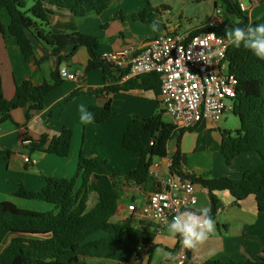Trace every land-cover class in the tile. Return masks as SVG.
<instances>
[{"label":"crops","instance_id":"1","mask_svg":"<svg viewBox=\"0 0 264 264\" xmlns=\"http://www.w3.org/2000/svg\"><path fill=\"white\" fill-rule=\"evenodd\" d=\"M119 1L114 0L102 15L91 16L78 23L69 14L57 12L51 28L60 32L62 24L76 23L81 33L99 38L100 41L94 46V50L101 56L103 53L121 49L128 42L141 45L166 33L191 34L203 28L216 8L223 4L220 0H179L177 3L184 6L183 10L189 2L199 7L205 4L213 6L206 20L200 25H194L192 22L186 23L182 16L168 19L167 15L174 11L167 4V0H149L152 11L159 13L158 17L153 13L155 17L152 22L133 18L144 11V6L142 5V9L140 3L131 8L125 6L128 0H124L123 4ZM248 2L249 11L245 15L258 24L264 23V0ZM154 21L158 24L157 30L145 26L152 25ZM224 21L229 25L240 22L234 15H228L226 12ZM9 23L7 14L1 11L0 26L3 24L6 29ZM140 23L145 24V27L139 26ZM221 35L227 40L225 31ZM30 38L35 55L27 62L16 40L7 31L3 33L0 27V70L4 97L8 101L14 99L17 85L29 81L35 86H40L44 82H50L51 74L57 69L67 68L70 73H78L79 77L77 80L62 78L61 86L45 97L44 109L33 112L30 121L26 120L27 108H18L11 112L12 120L0 124V203L8 201L25 210L59 213L60 206L20 199L15 193L20 184L30 191H40L46 185V178L71 179L77 172L79 156L83 153L86 158L107 163L112 174L116 176L119 203L110 222L113 226L124 227L120 232L110 227L93 235L90 241L99 242L100 245L94 249V256L87 260V264H184L186 260H182L178 253L181 244L178 236L173 238L167 228L160 230L155 223L137 214L128 213L129 205L136 204L141 207L146 203L149 194L157 189L159 179L173 175L171 164L177 151V140L171 141L174 142L172 148L171 142L169 143L167 157L152 160L150 172L157 173L158 178L153 177L150 184L143 186L124 180L139 164V155L123 146L126 129L133 117L150 118L163 110L160 99L152 91L142 89L120 90L97 97L93 95L96 90L106 85H123L128 79L122 78L106 84L102 70L86 73L90 60L86 47H80L76 51L67 48L61 53L66 59L60 64L59 58L52 55L51 49L44 42L31 35ZM120 73L117 71L114 78L118 79ZM81 104L86 105L88 109L92 105L104 107L109 104L112 116L103 124H82L79 118ZM227 120L225 116L217 123L204 121L197 128L182 134V174L204 179L237 180L246 170L261 165L259 156L254 153L240 156L230 166L226 164L221 153V143L224 131H228L225 128ZM163 121L171 123L172 119L164 112ZM64 129H72L74 132L69 157L32 152L28 148L29 145L38 143L42 136L51 141L60 136ZM25 157L30 159L29 163L25 162ZM81 186L82 178H79L77 187ZM196 190V208H212L208 192L201 185H197ZM216 196L219 200L218 210L212 217L215 220V231L198 248L188 249L191 254L190 263L204 264L213 260L257 261L264 252V212L255 196L251 195L242 201H236L227 191L218 192ZM97 204V194L90 192L84 204V214L91 212ZM11 238L7 239L1 250ZM141 246L144 250L139 251ZM156 248L172 253V257L165 259L155 252Z\"/></svg>","mask_w":264,"mask_h":264},{"label":"trees","instance_id":"2","mask_svg":"<svg viewBox=\"0 0 264 264\" xmlns=\"http://www.w3.org/2000/svg\"><path fill=\"white\" fill-rule=\"evenodd\" d=\"M113 1L32 0L30 5L29 0H0V12L4 11L10 21L6 29L3 24L0 27L3 33L7 31L16 40L27 62L35 55L30 35L44 42L51 49L52 55L59 58L60 64L66 59L61 53L67 48L76 51L80 47H86L90 56L86 73L102 70L105 83H112L121 80L125 73H120L118 79L114 78L117 71L94 50V46L100 41L97 36L81 33L76 23L62 24L60 32H55L51 27L57 12L69 14L78 23L88 17L102 15ZM220 1L226 14L236 16L240 22L229 25L224 21L214 29L218 34L225 31L226 27L231 28L237 24L245 28L258 24L240 10L238 0ZM133 18L152 22L154 15L142 11ZM205 31L208 29H198L191 36ZM227 58L229 69L237 82L233 114L239 119L240 126L235 131H224L221 153L229 166L240 156L250 153L259 156L261 165L246 170L237 180L191 177L195 184L201 185L208 192L212 202V217L218 210L216 193L223 191L229 192L236 201L255 196L264 212V60L258 59L243 46L235 48L232 45L228 48ZM59 71L60 69L55 70L51 74V81L40 86L29 81L17 85L14 99L8 101L4 97L0 70V124L12 120L11 112L18 108H27V121L31 120L33 112L43 110L47 94L63 83ZM134 89L152 91L159 98V76L148 74L130 79L123 85H106L93 95L99 97L104 93ZM88 110L94 114L93 122L97 124L106 123L112 116L109 104L104 107L92 105ZM163 114L164 110H161L150 118L135 116L129 123L123 146L139 155V164L124 177L126 182L140 186L150 184L153 179L150 174L152 160L167 157L168 145L175 138L177 151L172 158L171 173L183 175L180 171V140L182 134L190 130L174 132V126L163 121ZM73 135L72 129H64L60 136L51 141L42 136L38 143L31 144L28 148L32 152H46L67 158L71 152ZM151 141L153 145H150ZM115 177L107 163L86 158L81 153L77 172L71 179L46 178V185L40 191H30L20 184L15 193L17 198L57 205L60 206V212H37L19 208L8 201L0 203V264H87V260L94 256V249L100 245L99 242L90 241L93 235L110 227L118 232L124 228L120 225L113 226L110 222L119 203V188ZM79 178H82L80 188L77 187ZM90 192L97 194L98 204L91 212L84 214V204ZM9 237L12 238L1 250ZM190 261L191 254L188 251L184 264H191ZM204 264H264V252L257 261L213 260Z\"/></svg>","mask_w":264,"mask_h":264},{"label":"built area","instance_id":"3","mask_svg":"<svg viewBox=\"0 0 264 264\" xmlns=\"http://www.w3.org/2000/svg\"><path fill=\"white\" fill-rule=\"evenodd\" d=\"M237 2L240 10L247 14L249 9L244 2ZM224 14L222 4L203 27L208 31L201 34L166 33L147 44L128 42L117 51L103 53L101 59L116 71L124 72V79L157 74L161 81L160 104L171 117L169 124L174 126V132L195 129L204 121L217 123L226 114L234 113L237 95L236 78L229 69L227 58L230 44L214 31L223 24ZM59 73L67 80L79 77L67 68L60 69ZM25 162L29 163L30 159L25 157ZM150 174L158 178L157 173ZM157 184L146 203L141 207L129 205L128 213L137 214L163 230L177 211L196 208L197 184L185 174L159 179ZM138 250L142 251L144 247ZM178 253L182 260L187 259L188 249L181 244Z\"/></svg>","mask_w":264,"mask_h":264},{"label":"clouds","instance_id":"4","mask_svg":"<svg viewBox=\"0 0 264 264\" xmlns=\"http://www.w3.org/2000/svg\"><path fill=\"white\" fill-rule=\"evenodd\" d=\"M152 27L153 30H157V22L154 21ZM225 35L228 44L235 48L243 46L258 59L264 60V23L255 26L249 25L246 28L240 27L238 24L231 28L226 27ZM79 112L82 124L91 123L95 119L94 114L84 104L79 106ZM166 226L171 237H179V242L183 248L195 250L214 233L215 220L212 218L211 208L201 206L193 210L177 211ZM155 252L165 259L172 257V253L162 248H156Z\"/></svg>","mask_w":264,"mask_h":264},{"label":"rangeland","instance_id":"5","mask_svg":"<svg viewBox=\"0 0 264 264\" xmlns=\"http://www.w3.org/2000/svg\"><path fill=\"white\" fill-rule=\"evenodd\" d=\"M178 1L179 0H167V4H169V6H171V8H172V11H174L173 13H170L167 15L168 19L175 18L177 16L178 17L182 16L184 21H186V23L192 22V24H194V25H196V24L200 25L202 22H204L206 20V16L210 12V10L213 9V6H211L209 4H205V6L199 7L197 4L193 5L192 2H189V3H186L187 7L185 10H183L184 6L179 5L177 3ZM119 2H122V4H123L124 0L123 1L120 0ZM148 2H149V0H135V2L128 0V2H126L125 6L134 8V6H136V4L140 3L141 7H142V5L144 6V11H148L150 14L155 13L156 16L158 17L159 13H157L156 11H152ZM29 4L30 5L32 4V0H29ZM244 4L246 6H248V4H249L248 0H244ZM174 5H175V7H174ZM142 9H143V7H142ZM155 14H153L154 17H155ZM234 18H237V17L234 16ZM150 19H152V18H150ZM144 25L145 24L140 23L139 26H142V27L146 26V27H150V28L152 27L151 24H146L145 26ZM225 116L228 119L225 123V128L228 131H235L236 129L239 128V126H240L239 119L233 113H228ZM173 140H177V138H175ZM173 143L174 142H171V148L173 146Z\"/></svg>","mask_w":264,"mask_h":264}]
</instances>
